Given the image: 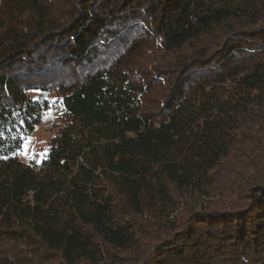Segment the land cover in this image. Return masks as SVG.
<instances>
[{"label":"trees","instance_id":"16d2710c","mask_svg":"<svg viewBox=\"0 0 264 264\" xmlns=\"http://www.w3.org/2000/svg\"><path fill=\"white\" fill-rule=\"evenodd\" d=\"M0 264H264V0H0Z\"/></svg>","mask_w":264,"mask_h":264},{"label":"rangeland","instance_id":"374dc122","mask_svg":"<svg viewBox=\"0 0 264 264\" xmlns=\"http://www.w3.org/2000/svg\"><path fill=\"white\" fill-rule=\"evenodd\" d=\"M32 96L48 101L49 107L42 112L40 124L27 136L19 156L24 163L40 164L47 155L51 139L63 128L66 111L61 106L60 95L57 93L43 94L37 91ZM26 144L27 148L24 147Z\"/></svg>","mask_w":264,"mask_h":264},{"label":"snow or ice","instance_id":"6c2138e0","mask_svg":"<svg viewBox=\"0 0 264 264\" xmlns=\"http://www.w3.org/2000/svg\"><path fill=\"white\" fill-rule=\"evenodd\" d=\"M31 138H29V140H30ZM25 148H27V144L24 146ZM25 154H27V152H25Z\"/></svg>","mask_w":264,"mask_h":264}]
</instances>
